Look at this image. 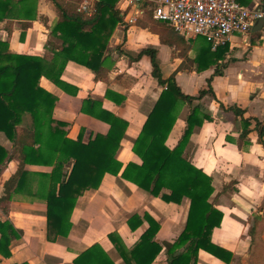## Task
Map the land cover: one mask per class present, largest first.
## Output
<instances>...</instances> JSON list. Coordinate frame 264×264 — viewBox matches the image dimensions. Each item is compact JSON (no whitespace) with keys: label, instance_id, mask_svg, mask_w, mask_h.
Listing matches in <instances>:
<instances>
[{"label":"crops","instance_id":"0c3cea01","mask_svg":"<svg viewBox=\"0 0 264 264\" xmlns=\"http://www.w3.org/2000/svg\"><path fill=\"white\" fill-rule=\"evenodd\" d=\"M237 2L264 11V0ZM141 6L137 14L132 0L116 3L115 9L122 21L108 41L104 77L95 79L87 68L68 62L60 79L76 88L74 95L41 77L40 87L57 98L52 118L70 125L67 138L76 140L80 133L81 142L86 144L90 135L106 134L108 125L81 113L80 107L85 99L100 102L101 109L127 123L115 154L123 169L130 162L140 163L132 153V145L162 90L151 76L150 57L143 52L147 49L155 52L162 78L173 76L185 95L197 96L210 80L214 97L205 95L199 103L211 121L194 127L184 155L211 178L213 193L209 202L222 213V218L210 239L231 254V261L224 263L199 250L195 264H256L252 256L255 244L250 238L264 242V134H258L260 126L264 128V27L254 32L255 24L248 39L231 37L220 67L211 66L196 72L195 65L188 61L197 53L190 50L185 58L179 50L162 43L150 30L154 23L145 14L146 10L151 11L150 5ZM36 13V18L24 31L18 21H0V38L5 37L4 28L11 22L9 52L38 56L50 62L53 52L46 47L47 43H60L51 34L57 13L48 0H37ZM129 19L133 22L129 23ZM215 70L221 74L216 75ZM107 90L114 94V99L124 97V103L117 105L106 99ZM219 103L225 108L235 106L243 110V117L249 121V133L239 145L241 119L221 109ZM188 114L189 108L182 107L166 141L169 148L180 139ZM30 122V116L25 115L16 127L18 138ZM256 122L260 126L255 128ZM0 144L11 150V144L2 136ZM17 164L15 156L0 166V198L5 195L4 183L15 173ZM25 170L30 173L28 184L11 193L7 215L0 209V223L8 221L20 233L18 239L10 240L9 256L0 253V264H73L79 254L93 245H98L113 264H124L108 234H116L129 251L148 228V223L142 219L144 213L159 223L155 236L158 244L173 242L186 226L189 199L183 198L179 205L167 204L123 180L120 171L117 176L104 174L97 189H88L77 198L69 218V234L51 243L47 240L45 196L52 188L48 178L52 167L26 166ZM69 170L70 167L65 168V172ZM134 215L142 219V225L130 229L127 221ZM131 224L136 226L133 221ZM221 256L228 259L225 252ZM151 264H167L164 247Z\"/></svg>","mask_w":264,"mask_h":264},{"label":"trees","instance_id":"16d2710c","mask_svg":"<svg viewBox=\"0 0 264 264\" xmlns=\"http://www.w3.org/2000/svg\"><path fill=\"white\" fill-rule=\"evenodd\" d=\"M48 1L57 13L51 34L60 41L58 45L50 42L46 45L53 52L50 62L38 56L13 54L8 50L11 22H20L22 31L28 28L37 15V0H0V21H11L4 28L5 37L0 38V136L11 144V150L0 144V166L15 156L18 161L15 173L4 183L5 195L0 198V209L7 215L11 193L28 184L30 173L25 170L26 166L52 167L48 175L52 188L45 196L47 240L52 243L57 237L69 234V218L77 198L88 189H97L104 174L117 176L121 171L122 164L116 160L115 154L127 123L101 109L100 102L85 99L80 107L81 113L107 124L108 131L106 134L90 135L88 142L83 144L80 133L76 140H70L67 138L70 125L52 118L57 98L40 87L41 77L70 95L76 94V88L60 79L68 62L87 68L95 79L104 77L107 73L108 41L122 18L115 9L118 0H96L87 13L78 10L83 0ZM145 14L154 23L150 30L160 41L179 50L180 55L186 58L191 50L187 41L162 22L154 21L151 11L146 10ZM227 52L228 44L212 50L203 39L195 58L188 62L195 65L196 72L211 66L218 68ZM143 54L150 57L151 76L162 90L132 145V153L140 163L126 164L120 177L167 204L179 205L183 198L189 199L187 221L182 233L171 243L158 244L155 236L159 223L148 213L142 216L148 228L129 251L116 234L110 233L107 237L124 264H151L162 247L166 250L167 264H195L199 250L229 263L231 254L210 239L212 230L219 227L222 218V213L209 202L213 193L211 178L184 155L194 127L211 121L210 115L199 103L205 95L214 97L211 81L207 80V87L201 89L197 96L185 95L173 76L162 78L153 50L147 49ZM215 74L221 73L215 70ZM113 95L108 90L105 92L106 99L117 105L124 103V97L116 96L119 99H114ZM184 106L189 108L185 129L177 144L169 148L167 138ZM219 107L241 119L239 145L249 133V121L243 117V110L235 106L225 108L219 103ZM25 115L30 116L31 122L18 138L16 127ZM258 126L260 124L256 122L255 128ZM258 134H264L263 127L260 126ZM66 167H70L68 172H65ZM42 176L46 177L45 174ZM142 219L134 215L127 221L129 228L142 225ZM132 221L136 226L131 224ZM0 235V253L8 257L10 240L18 239L20 233L5 221L0 223ZM250 239L255 244L254 262L264 264V243L259 238ZM176 252L180 253L175 255ZM223 252L228 259L221 256ZM73 264L113 263L98 245H93L79 254Z\"/></svg>","mask_w":264,"mask_h":264},{"label":"built area","instance_id":"2783aa9c","mask_svg":"<svg viewBox=\"0 0 264 264\" xmlns=\"http://www.w3.org/2000/svg\"><path fill=\"white\" fill-rule=\"evenodd\" d=\"M94 0H83L79 11L88 12ZM135 13L148 3L152 18L165 24L184 40L204 39L212 50L229 43L233 36L248 39L253 26L264 17L237 0H132ZM129 23L133 19L128 20Z\"/></svg>","mask_w":264,"mask_h":264},{"label":"rangeland","instance_id":"374dc122","mask_svg":"<svg viewBox=\"0 0 264 264\" xmlns=\"http://www.w3.org/2000/svg\"><path fill=\"white\" fill-rule=\"evenodd\" d=\"M203 39L197 38L195 40L188 41V45L194 53H197L199 46L202 44ZM262 241V240H261ZM263 242V241H262ZM264 243V242H263Z\"/></svg>","mask_w":264,"mask_h":264},{"label":"water","instance_id":"95a60500","mask_svg":"<svg viewBox=\"0 0 264 264\" xmlns=\"http://www.w3.org/2000/svg\"><path fill=\"white\" fill-rule=\"evenodd\" d=\"M264 27V17H262L261 19H259L256 23V25L253 28L254 32L260 31L262 28ZM178 252L175 253V255H177Z\"/></svg>","mask_w":264,"mask_h":264}]
</instances>
